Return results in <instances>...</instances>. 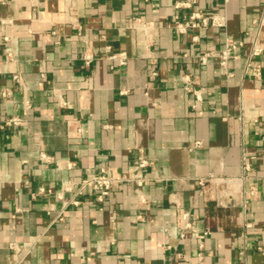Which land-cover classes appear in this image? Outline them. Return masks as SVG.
I'll use <instances>...</instances> for the list:
<instances>
[{
    "label": "crops",
    "instance_id": "crops-1",
    "mask_svg": "<svg viewBox=\"0 0 264 264\" xmlns=\"http://www.w3.org/2000/svg\"><path fill=\"white\" fill-rule=\"evenodd\" d=\"M176 1L0 0V264H264V0Z\"/></svg>",
    "mask_w": 264,
    "mask_h": 264
},
{
    "label": "built area",
    "instance_id": "built-area-1",
    "mask_svg": "<svg viewBox=\"0 0 264 264\" xmlns=\"http://www.w3.org/2000/svg\"><path fill=\"white\" fill-rule=\"evenodd\" d=\"M228 0H224V2H227ZM190 0H177L176 1V7H186L191 5ZM226 25V16L217 12H213L210 15H205L201 12V10H196L193 11L189 18L187 24H182L179 23L177 25V30L179 32H185L187 31V26L188 27H203L206 28L207 26H218V27H223ZM127 26L129 28L133 29H138V30H144L146 31L147 29V24L143 21V19L139 16H132L128 19ZM195 39H197L195 37ZM241 45L240 42L232 40L231 38H227L225 40L224 46L222 50L218 53L220 57V65L222 67H226L228 64V61L232 57H237L235 54L236 49ZM108 51L109 55L108 57L111 59H114L117 61L119 65H124L126 63V55L124 52H112L111 47L108 46ZM253 54L259 53V49L257 47L253 48L252 51ZM211 52H206L204 53L200 58L203 63L207 61V59L211 56ZM86 64L90 63V56H86ZM157 75V70L155 66L151 67V77H154ZM15 78L19 81V77L15 75ZM189 90H192L193 88L191 86L187 87ZM10 94L9 90H5L2 92L3 96H7ZM24 120L20 117L14 116L11 118H8L4 120L3 122H0V128L5 127L6 125H20L23 124ZM199 144V142H197ZM43 158H48L47 155L42 153ZM152 165V162L147 160L146 158H141V160L138 163V167L140 169L149 167ZM123 181H129V182H134L136 186L139 188L143 185L144 178H137V177H129V176H124V177H119L113 174L112 170L110 169H103L102 172L95 174L89 178H84L79 185L78 188V193H82L86 188L91 187L93 190L96 191L97 193V199L98 200H103L107 195L110 194L111 190L117 186V184L123 182ZM235 178H229V177H217L215 175H209L207 177L201 178L199 180V184L203 187L206 185L207 182H218L220 184H225V186H230L235 184ZM66 189H71L72 184L67 183L66 184ZM74 204H78L79 200L74 199L73 200ZM182 218H183V230L185 231L186 229L191 227V224L189 222V212H183L182 213ZM11 248H16V244L14 242L10 243Z\"/></svg>",
    "mask_w": 264,
    "mask_h": 264
}]
</instances>
